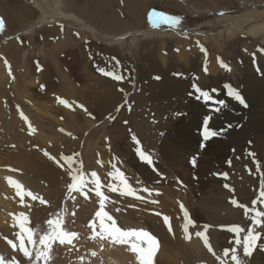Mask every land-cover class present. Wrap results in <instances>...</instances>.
I'll use <instances>...</instances> for the list:
<instances>
[{
    "label": "rangeland",
    "instance_id": "obj_1",
    "mask_svg": "<svg viewBox=\"0 0 264 264\" xmlns=\"http://www.w3.org/2000/svg\"><path fill=\"white\" fill-rule=\"evenodd\" d=\"M40 1L0 0V18L5 22L0 30V128L12 127L20 110L29 125L49 140L41 149L48 153L58 149L60 163H49L60 167L61 180L72 176L73 164L78 165L85 182L93 179L91 173L96 170L103 177L116 169L131 175L134 171L127 161H141L137 147L150 154L154 163L168 134H188L196 144L192 155L195 166L189 161L194 178L193 167L200 158L205 159L201 148L206 149L207 144L220 148L221 158L206 174L210 178L213 172L227 173V177L220 176L219 187L210 186L213 182L209 179L202 192H194L176 173L172 182L177 186L175 196L165 195L166 199L179 208L184 199V210L199 213L201 219L195 217L194 228H207L201 231L215 252L214 256L205 251L208 262L219 264L216 256L224 258L223 250L232 247L245 262L242 247L234 241L242 242L249 228L260 233L254 247L264 252V223L253 222L255 212L264 211L260 195L264 187V31H251L252 26L264 22V0H113L105 13L102 0H63L70 4L69 8L66 5L70 13L60 15L45 11ZM153 10L182 19L178 25L154 27L149 18ZM111 17L122 24L116 31L105 25ZM214 57L222 69L216 74L207 68ZM106 72L123 79L115 80ZM197 88L208 92L212 100L198 98ZM22 90H28L33 101H49L48 114L38 113L28 101L19 99L16 95ZM232 90L247 106L229 95ZM221 100L226 106L218 105ZM209 117L207 127L218 135L205 139L203 125ZM68 140L71 143L63 145ZM10 156L8 163L14 165L3 170L16 175L12 181H22L21 191L35 194L36 183L45 190L39 197L46 204L25 195L16 215L17 220H23L20 214L24 213L34 230L32 261L25 264H44L43 259L33 260L41 247L40 237L49 231L46 222L59 218L61 228L68 229L66 222H73V209L78 214L91 201L87 198L85 205L77 199L83 192L69 194L68 183L52 186L47 173L24 172L27 167L18 163L16 155ZM62 156H74L73 164L69 166ZM104 157L107 167L101 162ZM127 182L142 190L138 179L131 176ZM152 187V192L164 188ZM233 199L247 206V214L245 208L231 203ZM233 225L245 233L234 234L221 227ZM11 241L17 244L16 250L10 248L15 257L19 237L14 235ZM25 244L29 246L27 239ZM230 255L224 258L226 264H232Z\"/></svg>",
    "mask_w": 264,
    "mask_h": 264
},
{
    "label": "bare ground",
    "instance_id": "obj_2",
    "mask_svg": "<svg viewBox=\"0 0 264 264\" xmlns=\"http://www.w3.org/2000/svg\"><path fill=\"white\" fill-rule=\"evenodd\" d=\"M40 2L45 11H50L51 13L55 11L53 14L60 15L63 13H70V10H67L70 7V4H63V0H51L50 2L49 0H42ZM53 3H55V6ZM67 4L68 8L66 6ZM102 4L103 6H101V10L105 13L110 7H108V5L113 4V0H102ZM50 6H53V9ZM98 6L100 7V5ZM248 17L249 16H246L245 18ZM245 18L243 17L242 20L244 21ZM115 19L111 17L109 20H106L105 25L109 30L116 31L121 27L122 24L120 21ZM260 30L264 31V22L251 27L253 34ZM207 66L208 71L212 74L222 71L221 64L216 57H214ZM2 82L3 80L0 81V83ZM16 96L19 99L28 101L30 105L38 111V113L46 114L48 112V108L50 106L49 101H36L35 99L33 101L28 90H22L21 94L18 93ZM48 141V139L46 140L41 136L38 129L33 128L32 125H29L27 120L21 117L20 110L17 111L12 127L5 128L4 126L0 128V255H2L5 260L15 259L18 264L28 263L29 259L24 257L23 253L19 249H17V255L15 257L11 255L10 248H12V246L7 241L11 240L14 235L18 236L21 231L19 225L22 218L17 220L16 216L19 215L18 213L21 198L17 195V193L15 194L17 189L15 188L14 183L9 182V178L16 177V175L9 172L8 169H6V171L3 169L9 165H14L8 162L12 159L10 155H16L19 160L18 163L21 166L27 167L24 172L26 171L30 174L43 173L42 175L44 176V173H47L50 181L52 182H50L52 186L60 185L59 182L68 184L72 183L73 181L71 177L69 179L63 178L61 180V172L59 171L60 167L58 165L53 167L49 163L52 161L57 163L56 161H59V151L55 148L49 152V154L55 157L56 160L50 159L46 156L44 154L45 151L41 148L45 147L43 142L47 143ZM70 143L71 142L69 140L64 141L63 145H69ZM200 144L202 143L200 142ZM194 145L196 144L192 141L188 134L187 136L180 134H168L158 149V154L156 155V159L153 163L154 166L146 162L137 161L136 159V161L129 159L130 161L128 160L127 163L131 165L134 172H130L131 175L123 173L125 174L124 177L128 181V178L132 176L135 179H138L140 181V185H142V190H139L137 188L138 185L134 183V187L132 188L134 189L135 195H121L119 191H110L108 185L111 183L114 186L120 187L119 181L113 176L112 178L108 177L111 175L103 177L100 173H98L100 171L96 170L97 176L100 178V190L108 197L105 201L104 211H108V214L116 222V226L120 227L122 230L135 229L147 231L158 241L156 250L153 253L152 264H159L161 260H165L167 264H214L213 262H208L204 258L203 255L205 254V251H208V249L204 246L203 240L195 235V231H201L207 228H194L193 226H190L189 232L192 234L191 239H186V234L183 231V226L186 223V219L184 217L185 210H182L179 206H174L170 200H168L169 198L166 199L167 196H165L172 194V197L175 196V188L177 186H173L172 182L176 179L175 175H173L176 173H180L178 176H181V183L187 187L189 186L194 192H202L203 189L207 187L209 179H211L214 184L210 186L215 188L219 187V183L221 182L220 176L213 174V172L211 177L208 178L206 174L208 172V168L216 166L217 160L221 158L222 152L220 153L217 151L220 148L215 150L214 148H210L208 144L206 145V149L205 147L201 148L203 149L205 159L200 158L197 161L196 167H193V170L196 168V171L193 172L197 175L192 178V168L189 166V161L192 159V155L194 154L193 151H196ZM117 147H119V145ZM128 149H125V152ZM189 156L191 158H189ZM97 158L100 160L102 158L101 154L97 155ZM101 162H105L103 167H107V160H105V157ZM220 164L223 165L221 162ZM77 166L78 165L76 164L71 166L70 172L72 175H77L73 172L74 170L77 171ZM88 179H85L86 187L83 190V194L78 193L77 199L81 201V203H85V205L87 198L91 202L87 203V206H85V208L78 214L74 208L73 222H66L68 229L63 228V226V229L61 228L66 232H75L77 233V236L73 238L71 244L65 243L61 245L58 240L52 242L50 248L47 250L48 258L49 260L51 259V262L47 261L46 264H140L137 253L131 251L129 243L122 244L114 242L111 238L107 237L106 233L104 239H101L99 235H94L93 228L95 229V233H99L101 231L100 219L95 216V213L100 210V198L95 194V184L90 182L91 178ZM129 182L132 183L131 181ZM19 183L23 184L22 181ZM152 185H161V187L163 186L164 188L163 190H154L152 192ZM36 186V189L34 188L33 190L39 197V195L41 196L45 190L37 183ZM149 186L152 188H149ZM147 188L150 189L149 192L144 191V189ZM26 191L28 192L29 190ZM156 191H159L160 193ZM25 202L27 207L30 203V199ZM183 204L184 199L182 200V205ZM186 211L189 213L191 220H194L195 217L196 219H201V216L197 211L193 212L192 209ZM165 216L169 218L167 224L164 222ZM16 220L19 221L18 224L17 222H14ZM30 222L31 221L28 220L25 227L32 228L33 226L32 224H29ZM90 222L93 223V227H89ZM110 223V221L105 220L106 227L110 225ZM69 224L71 225L69 226ZM169 225L172 228V232L169 231ZM133 242H136L138 247L146 246L142 241L133 239ZM30 245L31 244H29V246L26 245V247H28L31 251ZM93 253H95V255H93ZM209 254L212 253L209 252ZM8 256L10 257L8 258ZM245 264H264V252L255 250L251 256L246 257Z\"/></svg>",
    "mask_w": 264,
    "mask_h": 264
},
{
    "label": "snow or ice",
    "instance_id": "obj_3",
    "mask_svg": "<svg viewBox=\"0 0 264 264\" xmlns=\"http://www.w3.org/2000/svg\"><path fill=\"white\" fill-rule=\"evenodd\" d=\"M149 18H150L151 23L153 24L154 27L159 26L162 23L163 24H169L170 26L178 25L182 19L180 17H171L167 14L156 12L155 10H153L150 13ZM4 24H5V22H4L3 18H0V30H2L4 28ZM105 75H110V76H112V78H114L115 80H118V81L123 79V77L121 75H118L115 72H110V73L106 72ZM157 79H159V77H157ZM194 87H196V86H194ZM196 90L199 93L198 98L202 97L206 101L212 100V97L208 92L200 90L199 88H197ZM229 95L232 98L236 99L242 105L247 106L246 102L244 101V99L240 96V94L237 91L232 90L231 92H229ZM59 102L61 104L67 105V101H65L63 99H60ZM217 103L220 107L226 106L225 101L221 100V101H217ZM220 107H218L216 110L219 111ZM81 108H83L82 105H81ZM85 111H86V109H85ZM89 115H91V114H89ZM21 117L23 119L27 120V117H25L23 115V113H21ZM209 119H210V117L206 118L204 120L203 129H204V138L205 139H207L209 136L218 135V133L215 130H209L208 129L207 124H208ZM60 131H63V129H61ZM69 135H71V134H69ZM133 140L135 141V143L137 145H139L140 142L138 139H136L135 136H133ZM136 152H137V155L141 159L142 162H146L150 165H153V160H152V157L150 154L145 153L140 147H137ZM44 154L46 156H48L50 159L56 160V158L51 156L48 152L45 151ZM74 155L78 156L79 154H74ZM62 159L66 160L68 162L69 166H71L73 164V161H74V156H62ZM195 161H196V158L193 157V159H192L193 166H195ZM56 162L58 164L60 163V161H58V160ZM113 167L115 168V165H113ZM77 172H78L77 175L71 176V179L73 182L67 185L69 194H71L73 191L83 192L84 188L86 187V182L83 179V174L80 173L79 169H77ZM110 175L113 176L115 179H117L119 181V184H120V187H117V186H114L113 184L110 183L108 185V188L110 191H113V192L119 191L121 195H135L134 189L131 187V185L128 184V182H127V180L124 177V174L122 172H120L118 169H116V171H114L113 173H110ZM216 175L227 177V173H216ZM91 176L93 179L90 182L95 184V194L97 197L100 198L99 199L100 210L95 213V216L100 219L101 231L99 233H95V229L93 228L94 235H99L101 239H104L105 233H106L107 237L111 238L114 242H119L122 244L123 243H129L131 251L137 253L140 264H152L153 253L155 252L156 245L158 243L156 238L144 230H135V229L122 230L120 227H117L116 222L113 220V218L107 212L104 211L105 201L108 199V197L105 196L104 193L100 190L101 189V183H100L99 178L97 177L96 172L93 171L91 173ZM9 182L15 184V187L17 189V194L21 197V200H23V197L25 195H27V196L31 197L32 200L39 199L41 204L47 203L46 200L38 197L37 195L33 194L30 191L29 192L21 191L22 186L18 182L12 181L11 178H9ZM225 187H228V185H225ZM144 191L149 192L150 190L144 189ZM260 195H261V198H264V187H262ZM73 199H74V197H73ZM231 203L237 207L245 208L246 214H247V206L239 204L235 199L231 200ZM256 203H257L256 201H253V204H256ZM181 208L183 210L182 204H181ZM20 215H21V217H23V220L21 221V223L19 225L21 231L18 234L19 241H20L18 247H19V250L23 253V256L28 258L29 261H32L33 253H32V251H30V249L28 247H26L25 238L27 239L29 244L34 245L35 244V241L33 240L34 230L32 228L25 227V224L28 222V217L24 213H21ZM57 215L59 217V214H57ZM184 217L186 219V223L183 226V231L186 234V239H191L192 234L189 232V227L190 226L194 227L195 221L190 219L189 213L186 210L184 211ZM105 220L111 222L110 225H108L107 227L105 226ZM168 221H169V218L167 216H165L164 222L167 224ZM253 222L256 225H260V224L264 223V211L255 212V216L253 217ZM46 223L48 225L49 231L44 233L40 237L39 243L42 247L37 248L35 251V261L38 262L41 259H43L45 261V264H46L47 258H48V251L47 250L50 248L52 242L58 240L61 245L65 244V243L71 244L73 238H75L77 236V233H75V232L63 231L61 229V222H60L59 218H57L56 220L49 219ZM89 227H93L92 222L89 223ZM221 227L226 228L228 231H230L234 234L245 233V230L243 228H241L239 225L221 226ZM169 231L172 232V228L170 225H169ZM195 235L203 240L204 246L208 249V251L210 253H212L215 256V252L213 251L212 246L210 245L208 239L206 238L205 232L204 231H197L195 233ZM259 238H260V233L255 232L254 228H249V229H247L246 234L243 235L242 242H241V240H235L234 243L237 246L242 247L244 257H249L255 251L254 245L257 244ZM133 239H135L137 241L144 242V244L146 246L145 247H138V244L136 242H133ZM7 242L13 247V249H15L17 247V245L13 241L8 240ZM229 254H231L230 260H231L232 264H245L244 260L237 254V248L236 247L225 248L223 250V257L224 258L229 257ZM93 255H95V253H93ZM224 258H222L220 256H216V259L219 261V264H226V261ZM0 264H18V262L15 259L6 261L5 258L2 255H0Z\"/></svg>",
    "mask_w": 264,
    "mask_h": 264
}]
</instances>
